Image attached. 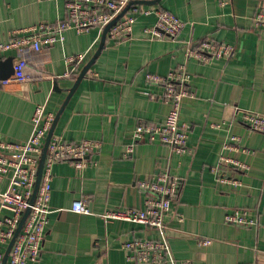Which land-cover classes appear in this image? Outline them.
<instances>
[{"label":"crops","instance_id":"0c3cea01","mask_svg":"<svg viewBox=\"0 0 264 264\" xmlns=\"http://www.w3.org/2000/svg\"><path fill=\"white\" fill-rule=\"evenodd\" d=\"M143 9L164 8L185 21L176 37L152 38L154 12L141 13L130 37L115 41L97 28L65 32V40L40 52H7L0 60L25 57L33 77L0 84V141H26L33 133L37 105L55 114L53 135L100 146L78 169L69 162L54 166L51 213L40 262L29 264H133L122 244L133 238L160 240L166 235L167 264H264V133L244 122L245 111L264 114V30L254 24L264 0H136ZM66 17V0H0V40L15 30ZM205 38L235 47L228 59L199 62L187 56V42ZM84 54L71 64L70 56ZM182 64L192 74L194 97L183 100L180 120L190 126L186 153L159 141L126 148L140 123L161 124L170 104L151 94L163 88L147 82L148 72L167 75ZM85 72V73H84ZM248 164L229 174L241 185L220 183L211 167L220 155ZM169 172L183 180L179 222L167 218L164 231L126 220L106 221L109 209L143 208L147 194L138 182ZM7 182L2 183L6 188ZM85 199L91 213L72 210ZM247 210L251 226L230 223L226 215ZM205 239L211 243L204 245ZM9 244L2 246L4 256ZM1 264H4L1 263ZM149 264V263H137Z\"/></svg>","mask_w":264,"mask_h":264},{"label":"built area","instance_id":"2783aa9c","mask_svg":"<svg viewBox=\"0 0 264 264\" xmlns=\"http://www.w3.org/2000/svg\"><path fill=\"white\" fill-rule=\"evenodd\" d=\"M221 3L225 5L228 0H221ZM152 12L157 17L156 24L147 28L152 38H174L185 26V21L171 11L159 7L143 9L136 0H66L64 19L15 30L10 40H0V59L12 50L21 54L31 49L40 52L45 47L64 41L65 32L70 29L84 33L97 28L99 36L103 34L112 40L122 41L131 36L138 14ZM254 24L264 30V4L254 16ZM186 51L188 57L209 63L214 59H230L235 47L228 42L205 38L196 45L188 41ZM84 57V54H77L70 56L68 60L71 64H77ZM13 68L14 72L9 77H0V84L24 82L33 77L28 61L23 56L16 58ZM146 80L163 88L161 94L151 96L169 103L170 111L161 124H138L133 131L134 140L126 148L125 156L131 157L136 143L145 140H156L169 145L178 153H186L189 149L190 126L181 122L180 111L183 100L195 96L190 86L192 74L182 64L167 75L148 72ZM243 119L252 130L264 133V114L245 111ZM54 121L53 112L47 111L45 105H37L32 116L34 130L26 141H0V264L5 258L2 246H10L12 241L7 264L40 262L50 216L54 211L51 197L55 164L69 162L82 170L91 161L90 154L100 146L94 140L75 142L53 135L51 128ZM232 168L247 170L248 164L222 154L218 164L212 166L211 170L218 182L239 186L241 180L229 174ZM4 181L8 183L6 188L2 187ZM138 185L147 194L145 206L106 210L102 214L106 221L117 219L136 222L165 233L167 218L173 216L179 222L184 220L177 207L183 186L181 178L166 171L156 178L139 180ZM72 210L83 214L91 213L85 199L75 200ZM226 220L241 226L255 223L245 209L233 210L226 215ZM211 241L205 239L202 243L207 245ZM122 246L127 252L128 261L133 264H167L171 259L166 235L160 240L133 238L124 241Z\"/></svg>","mask_w":264,"mask_h":264},{"label":"water","instance_id":"95a60500","mask_svg":"<svg viewBox=\"0 0 264 264\" xmlns=\"http://www.w3.org/2000/svg\"><path fill=\"white\" fill-rule=\"evenodd\" d=\"M14 72V68H13V60L12 58H9V59H4V60H0V77L1 78H7L9 77L12 73ZM85 73V72H84ZM26 218V215L24 216V219L17 231V234L18 232L20 231L22 225H23V222ZM13 241L11 242V245H12ZM10 245V247H11ZM10 247H9V250H10ZM9 250L4 258V264H7V259H8V255H9Z\"/></svg>","mask_w":264,"mask_h":264}]
</instances>
